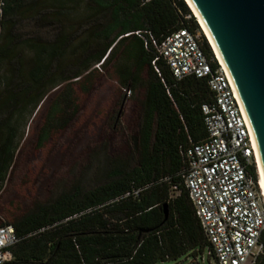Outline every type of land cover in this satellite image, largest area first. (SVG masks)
<instances>
[{"label": "trees", "instance_id": "obj_1", "mask_svg": "<svg viewBox=\"0 0 264 264\" xmlns=\"http://www.w3.org/2000/svg\"><path fill=\"white\" fill-rule=\"evenodd\" d=\"M73 3L85 9L86 27L78 35L63 20L73 15ZM189 10L184 0H0V185L13 159L19 111L34 110L64 84L48 105L39 147L50 128L71 121L75 90L91 65L104 67L116 55L127 63L117 68L118 86L141 91L127 154L103 160L102 182L89 189L72 185L0 222L11 225L18 239L4 264H158L207 246L180 174L181 151L205 137L200 106L211 94L203 79H173L160 60L158 77L150 67L154 51L123 36L146 30L160 41L178 28L194 31ZM24 23L54 24L58 31L48 40L38 30L24 31ZM209 47L201 36L206 57ZM134 189H141L136 197L122 198ZM254 264H264V249Z\"/></svg>", "mask_w": 264, "mask_h": 264}, {"label": "built area", "instance_id": "obj_2", "mask_svg": "<svg viewBox=\"0 0 264 264\" xmlns=\"http://www.w3.org/2000/svg\"><path fill=\"white\" fill-rule=\"evenodd\" d=\"M197 26L194 31L178 28L160 41L146 30L123 36L133 35L144 50L154 51L150 67L158 77L156 62L160 60L173 79H203L211 94L200 106L204 139L181 151L185 162L180 174L182 185L207 244L206 258L201 251L192 256L199 255V261L193 263L206 260L207 264H254L264 249V210L250 147L233 94L213 51L209 47L211 56L206 57L200 48L201 36H205ZM140 190L126 192L122 198L136 197ZM17 241L11 225L0 226V264L11 260L9 248Z\"/></svg>", "mask_w": 264, "mask_h": 264}, {"label": "rangeland", "instance_id": "obj_3", "mask_svg": "<svg viewBox=\"0 0 264 264\" xmlns=\"http://www.w3.org/2000/svg\"><path fill=\"white\" fill-rule=\"evenodd\" d=\"M72 7L73 15L63 20L69 24L68 30L78 35L86 27L82 22L84 4L73 3ZM23 25L24 31L38 30V35L48 40L58 31L54 24L44 28ZM23 55V60L30 56L28 51ZM98 64L91 65L90 76L81 79L79 89L76 86V108L71 121L65 127L50 128L39 147L38 132L48 105L64 84L48 92L34 110L25 107L14 115L15 150L0 185V222L48 201L72 185L83 189L95 186L104 180L103 160H121L127 154L129 137L138 121L141 91L118 86L117 68L127 64L120 56H114L104 67H97ZM202 257L206 258V247ZM193 260L198 262L199 255L193 258L183 254L158 264H194ZM202 264H207L206 260Z\"/></svg>", "mask_w": 264, "mask_h": 264}, {"label": "water", "instance_id": "obj_4", "mask_svg": "<svg viewBox=\"0 0 264 264\" xmlns=\"http://www.w3.org/2000/svg\"><path fill=\"white\" fill-rule=\"evenodd\" d=\"M233 94L264 210V0H184ZM166 217V206L162 205Z\"/></svg>", "mask_w": 264, "mask_h": 264}, {"label": "bare ground", "instance_id": "obj_5", "mask_svg": "<svg viewBox=\"0 0 264 264\" xmlns=\"http://www.w3.org/2000/svg\"><path fill=\"white\" fill-rule=\"evenodd\" d=\"M186 3V2H185ZM188 6V5H187ZM191 11V10H190ZM192 13V12H191ZM192 15H193V13H192ZM193 17H194V15H193ZM195 18V17H194ZM196 19V18H195ZM197 21V20H196ZM197 24L199 25V23L197 22ZM199 27H200V25H199ZM200 29H201V27H200ZM201 31H202V29H201ZM202 33H203V31H202ZM203 35H204V33H203ZM205 36V35H204ZM205 39H206V37H205ZM206 41H207V39H206ZM207 43H208V41H207ZM209 44V43H208ZM210 46V45H209ZM211 48V47H210ZM212 50V49H211ZM214 54V53H213Z\"/></svg>", "mask_w": 264, "mask_h": 264}]
</instances>
